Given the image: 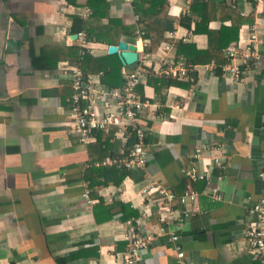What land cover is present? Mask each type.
Instances as JSON below:
<instances>
[{"label": "crops", "instance_id": "0c3cea01", "mask_svg": "<svg viewBox=\"0 0 264 264\" xmlns=\"http://www.w3.org/2000/svg\"><path fill=\"white\" fill-rule=\"evenodd\" d=\"M73 1L0 0V264H118L127 245L126 220L136 217L150 230L157 224L154 205L141 189L159 184L178 196L186 184L181 170L191 165L203 177L191 182L197 192L195 210L176 222L186 255L195 264H264L251 260L243 235L247 209L261 187L264 10L249 0H206L200 7L205 26L195 32L201 19L190 5L166 0L174 28L164 32L154 52L144 50L149 41L141 33L121 35L119 40L136 46L138 56L148 54L146 80L136 87L148 103L137 114L148 157L113 183L102 172L111 167L103 161L127 153L132 132L116 127L105 143L107 133L102 132L87 144L70 132L71 79L60 66L74 64L79 54L70 50L79 47L72 37L73 17L85 19L92 11L87 0ZM101 1L103 23L112 18L136 25L132 4ZM181 16L192 18L189 27L178 22ZM252 25L260 39L257 59L231 62L226 47L236 43L243 51ZM209 30L219 33L213 39L220 46L227 41L225 34H236L222 47L225 61L219 68L214 60L190 64L176 58L174 42L205 49ZM87 41L93 58L110 55L109 43ZM106 61L112 65L107 73L93 72L96 65L84 67L86 75L101 83L105 78L111 87L121 85L123 71L134 66L121 63L118 69L115 60ZM182 63L192 67V81L161 71ZM227 64L239 67L240 80L232 81ZM151 75L178 83H150ZM103 150L115 155L101 160ZM194 152L198 157L193 158ZM174 203L178 208L179 202ZM142 256L144 264H176L164 236L154 238Z\"/></svg>", "mask_w": 264, "mask_h": 264}, {"label": "built area", "instance_id": "2783aa9c", "mask_svg": "<svg viewBox=\"0 0 264 264\" xmlns=\"http://www.w3.org/2000/svg\"><path fill=\"white\" fill-rule=\"evenodd\" d=\"M124 4H131L132 0H122ZM261 6L264 10V0H249ZM192 0H184L187 7ZM86 13L89 9L85 8ZM87 34L84 30L76 33V39L81 47L88 48ZM258 30L252 25L248 31L246 45L243 51L236 43L229 44L225 49V54L231 62L236 58H256L255 48L259 43ZM168 48V45H165ZM84 50H81L83 52ZM89 52H92L88 48ZM148 54L137 56L134 63L135 68L131 71H123V82L121 85L111 87L100 82L99 77L84 75L79 64H61V70L69 74L71 79L72 94L70 100V132L79 142L87 144L93 138V133L97 130L107 132L110 126H116L127 133L133 132L136 140L132 147L122 156L106 158L103 163L124 167L131 171L145 164L148 152L144 146V128L138 124L137 114L142 112L147 106L146 99H142L136 91V87L146 80V64ZM229 70L230 78L233 82L240 80L239 67L235 64H227L224 67ZM211 69V66H206ZM192 67L184 63L178 66H168L161 71L166 75L177 78L193 80ZM199 153L194 152L193 158ZM182 176L186 184L180 195H176L170 188L164 185H146L140 193L155 208L157 224L151 230L144 226L142 220L130 217L126 220L128 229L125 238L126 248L122 254V259L118 264H144L142 253L156 237L164 236L172 244L175 251L176 264H195L185 253L180 244L179 235L175 227L186 219L195 207L192 205L196 201L197 192L191 186V182L203 177V174L196 170L194 165L184 167ZM258 178L261 182L259 197L247 209L249 221L244 230L245 248L249 251L251 260L264 263V152L263 163L258 171ZM216 190H213V193ZM179 202V207L174 205V201ZM188 205L192 207L188 208Z\"/></svg>", "mask_w": 264, "mask_h": 264}, {"label": "trees", "instance_id": "16d2710c", "mask_svg": "<svg viewBox=\"0 0 264 264\" xmlns=\"http://www.w3.org/2000/svg\"><path fill=\"white\" fill-rule=\"evenodd\" d=\"M69 2L76 1L73 0H67ZM89 5L92 7L91 15L85 19L80 18L78 16L73 17L72 22V31L78 32L80 29H83L87 34V40L102 42V43H112L116 44L121 37V35H128V36H136L137 32L141 33L142 37L146 39V41H149V44L145 46L144 50L147 52H154L159 43L163 41L164 38V32L167 30H172L174 28V22L173 20L169 19L167 17V3L166 0H132L131 4L134 7V12L138 15V19L136 22V25L134 24H122L118 19H112L109 18L106 23L102 22V16L105 15L103 12L105 10V4L101 0H87ZM91 2V3H90ZM206 0H192L190 4V9L194 13L200 17V22L195 23V32L201 31V25L205 26V18L204 15L200 12L201 5H204L206 3ZM92 4V5H91ZM191 17L181 16L178 22L180 24H185L187 27H189L191 22ZM137 31V32H135ZM208 32V45L205 49H198L194 43L189 42L185 43L183 41H176L174 42L175 45V56L176 58L184 57L187 63L190 64H196V63H205L210 60L216 61L220 67V63L224 62L225 59H223L221 51L222 47L227 45L231 38H235L236 34L233 36V34H225V45L216 44L215 40L213 38H220L219 33H216L215 31H207ZM222 38V37H221ZM172 41L173 40H169ZM219 42V41H218ZM73 54L79 53L77 56L74 57L75 63H79V66L82 68V72L84 75L87 74V71L85 69V64L88 66H94L96 65L95 71L97 72L100 69H104V73H107L108 68L112 69L111 62H108L110 60H115V65L119 69L121 66V62L116 54H110L106 56V59H96L93 58L88 51V48L86 47H71L70 49ZM81 50H84L81 52ZM105 61V62H104ZM107 63V64H106ZM135 68V64L133 67L128 66L127 71H131ZM152 78L149 76L148 81L154 84L158 81L162 86L169 87L172 84L178 83L176 80L173 79H157L154 75H151ZM102 79V84L109 85L107 83V80L105 78ZM123 82V77L120 81V83ZM155 88H158V86L155 85ZM72 94V93H71ZM144 99V98H142ZM116 126H110L107 132L97 130L93 133H107L106 138L103 140L102 143H105L110 136L113 135V132L115 130ZM136 140L135 134L132 132L131 137L128 141V148L126 151H128L132 145L134 144ZM101 144V143H100ZM102 145V144H101ZM107 144H105L106 146ZM104 155H115L110 153L109 150H103L101 154V160ZM111 167H106L102 169V172H106L108 177H111V181L113 183H120L124 176H126L129 173V170H127L124 167H118L114 164L110 165ZM108 182V183H109ZM184 188V187H183ZM178 202V201H177ZM175 204V203H174ZM176 206V205H175Z\"/></svg>", "mask_w": 264, "mask_h": 264}, {"label": "water", "instance_id": "95a60500", "mask_svg": "<svg viewBox=\"0 0 264 264\" xmlns=\"http://www.w3.org/2000/svg\"><path fill=\"white\" fill-rule=\"evenodd\" d=\"M73 38L76 34H73ZM108 54H116L124 65L134 64L137 60L136 46L133 43L119 40L116 44H109L107 47Z\"/></svg>", "mask_w": 264, "mask_h": 264}]
</instances>
